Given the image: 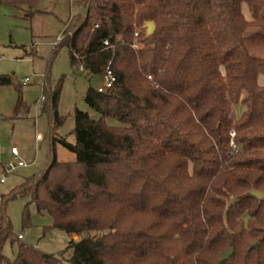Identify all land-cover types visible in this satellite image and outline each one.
<instances>
[{
  "label": "trees",
  "instance_id": "1",
  "mask_svg": "<svg viewBox=\"0 0 264 264\" xmlns=\"http://www.w3.org/2000/svg\"><path fill=\"white\" fill-rule=\"evenodd\" d=\"M39 3L0 0L32 10ZM78 6L84 11L67 23L55 52L66 45L73 70L83 65L92 76L112 58L117 82L110 93L88 89L86 102L101 118L77 111L72 144L56 136L62 92L46 76L42 114L54 146L77 159L60 163L53 154L41 173L1 197L0 264H264V200L253 194H264V57L256 53L264 52V0ZM147 22L154 32L135 39ZM8 85L1 75L0 87ZM18 93L17 115L27 111ZM236 105L245 107L239 119ZM112 117L123 126H108ZM21 197L30 202L24 226L34 205L53 218L46 230L79 237L69 261L18 241L6 207ZM9 241L20 243L14 262L4 255ZM228 249L234 253L222 263Z\"/></svg>",
  "mask_w": 264,
  "mask_h": 264
},
{
  "label": "rangeland",
  "instance_id": "2",
  "mask_svg": "<svg viewBox=\"0 0 264 264\" xmlns=\"http://www.w3.org/2000/svg\"><path fill=\"white\" fill-rule=\"evenodd\" d=\"M71 1L43 0L39 9L38 4L33 10L28 6L0 5V76L12 79V85L0 87V179L4 175L5 167L10 164L18 165L23 162L28 165L6 176L4 184H0V200L2 196L16 190L26 179L41 173L54 155L60 163L75 162L77 159L75 154L60 144L54 146L50 116L42 114L40 107L43 105L41 99L46 76L50 77L52 88L60 86L62 92L58 113L64 119V125L56 130L58 138L76 143L74 131L77 111L87 113L93 121L101 118L100 113L86 102L88 89H96L102 85L101 75L90 76L78 72L77 69L73 70L66 45L55 52L57 40L65 31V23L72 13L77 15L78 10L75 6L71 8ZM242 8L247 21L251 20L247 5L244 4ZM81 11H84L83 7H80ZM30 12L33 17H28ZM142 31L147 34L145 24L136 32ZM256 53L264 57V52ZM26 79L30 80L29 83L22 86ZM19 90L23 94L27 111L17 115ZM237 107L234 108V118ZM106 122L110 127L123 126L115 117L106 119ZM38 135L44 139L40 143L36 140ZM14 148L18 157L12 155ZM29 203L28 199L22 197L8 202L6 216L13 225L14 234H23L25 239L22 242L49 254L64 255L69 261L73 255L69 248L73 238L56 229L46 230L53 225V218L46 213L40 214L36 207L31 205V226H24L23 214ZM78 240L75 238L74 241ZM19 244L11 241L6 243L4 255L10 262H14L18 255Z\"/></svg>",
  "mask_w": 264,
  "mask_h": 264
},
{
  "label": "built area",
  "instance_id": "3",
  "mask_svg": "<svg viewBox=\"0 0 264 264\" xmlns=\"http://www.w3.org/2000/svg\"><path fill=\"white\" fill-rule=\"evenodd\" d=\"M140 32H136L135 33V38L137 39L138 36H139ZM66 36L64 34H62V36H60L57 40V44L59 45L62 40L65 38ZM104 44H105V48L106 49H110L113 47V45L108 41H104ZM133 48L135 50H138L140 49V44L137 43L135 41V44L133 45ZM2 59H0V62H1ZM113 59L110 58V61L106 64V66L104 67L102 73L100 74L101 77H102V85L98 86L96 88V90L100 93H110L112 91V89H114L115 85H116V82H117V76L114 74V70H113ZM78 72H81V73H84V74H87V75H91L90 71L87 70L83 65L79 66L78 67ZM152 79V78H151ZM29 79H26L25 81H23V84L24 85H27L29 83ZM43 101V98L41 99V103ZM40 103V101L38 102ZM40 103V104H41ZM237 135L235 132H231V138H232V141L230 143V147L232 149V153L231 155L233 156H236L238 155V153L240 152V146L237 145V143L235 142V139H236ZM37 141H42L44 140L43 137L41 135H38L37 138H36ZM12 155L13 156H16L18 157V152L17 150L14 148L12 149ZM20 167H27V164L23 163V162H19L18 165H12L10 164L8 167H5L4 169V175L3 177L0 179V184H4L5 180H6V176L8 174H11L13 171H15L16 169L20 168ZM25 237L24 235H20L18 236V241L19 242H22V240H24Z\"/></svg>",
  "mask_w": 264,
  "mask_h": 264
},
{
  "label": "crops",
  "instance_id": "4",
  "mask_svg": "<svg viewBox=\"0 0 264 264\" xmlns=\"http://www.w3.org/2000/svg\"><path fill=\"white\" fill-rule=\"evenodd\" d=\"M85 1H87V0H83V1H79V0H72L71 2H72V5H71V8H73L74 6L77 8V14H78V12H80V8H79V6H78V4H80V3H83V2H85ZM42 2H43V0H40V3H39V6H38V9H39V7L41 6V4H42ZM21 7H23V6H21ZM37 9V10H38ZM73 12H74V9H73ZM71 13H72V9H71ZM74 16H76L75 14H71V17H70V19L68 20V22L74 17ZM68 22H66L65 23V27H66V25H67V23ZM62 34H64V32L62 33ZM62 36V35H61ZM2 61V60H1ZM259 83H260V85H262V86H264V76H261L260 78H259ZM246 96V94H244V97ZM236 106H238L237 107V109L235 110V115H236V118L237 119H239L240 118V116L244 113V111H245V107L243 106V105H236ZM241 107H243V108H241ZM40 110V109H39ZM39 143L40 142H42V141H38ZM14 157H16V156H14ZM27 167H28V165H27ZM19 169V168H18ZM17 170V169H16ZM13 172H16V171H13ZM12 172V173H13ZM71 236V235H70ZM72 238H73V240H75V236H71Z\"/></svg>",
  "mask_w": 264,
  "mask_h": 264
},
{
  "label": "water",
  "instance_id": "5",
  "mask_svg": "<svg viewBox=\"0 0 264 264\" xmlns=\"http://www.w3.org/2000/svg\"><path fill=\"white\" fill-rule=\"evenodd\" d=\"M145 27L147 28V35L150 36L153 32H154V29H155V26L152 22H147L145 23ZM254 195H257L260 199H263L264 200V194L262 193H258V192H255L253 193ZM75 238L79 239L78 236H75ZM259 248V245L257 244V246H254L253 249H257ZM234 253V250L233 249H228V251L226 252V254L224 255V257L222 258V263L226 262L227 260L230 259V257L233 255Z\"/></svg>",
  "mask_w": 264,
  "mask_h": 264
}]
</instances>
